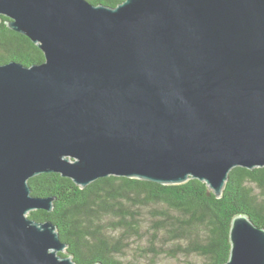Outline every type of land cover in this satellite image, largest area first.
Listing matches in <instances>:
<instances>
[{
	"label": "water",
	"instance_id": "95a60500",
	"mask_svg": "<svg viewBox=\"0 0 264 264\" xmlns=\"http://www.w3.org/2000/svg\"><path fill=\"white\" fill-rule=\"evenodd\" d=\"M45 61L0 64V264H77L29 179L205 182L264 167V0H0ZM1 20V17H0ZM225 264H264V227L232 219ZM96 264H105L99 262Z\"/></svg>",
	"mask_w": 264,
	"mask_h": 264
},
{
	"label": "trees",
	"instance_id": "16d2710c",
	"mask_svg": "<svg viewBox=\"0 0 264 264\" xmlns=\"http://www.w3.org/2000/svg\"><path fill=\"white\" fill-rule=\"evenodd\" d=\"M88 1L115 7L124 0ZM0 17V64L44 62L43 51L10 29L8 17ZM29 184L34 196L54 198L52 211L33 210L29 217L56 224L68 244L60 254L72 255L77 264H135L128 257L132 250H142L152 259L149 264L160 255L194 254L201 264H225L234 216L245 213L264 227V167L233 168L221 197L198 179L165 185L109 176L82 188L51 172L32 177Z\"/></svg>",
	"mask_w": 264,
	"mask_h": 264
},
{
	"label": "rangeland",
	"instance_id": "374dc122",
	"mask_svg": "<svg viewBox=\"0 0 264 264\" xmlns=\"http://www.w3.org/2000/svg\"><path fill=\"white\" fill-rule=\"evenodd\" d=\"M139 243V242H138ZM130 259L135 264H146L148 261H152L150 257L146 256L142 250H137L130 252L128 254ZM155 260V259H154ZM156 264H201L202 258L199 256L189 255V256H182L179 255L177 258H172L168 255H160L156 258ZM149 264V263H148Z\"/></svg>",
	"mask_w": 264,
	"mask_h": 264
}]
</instances>
